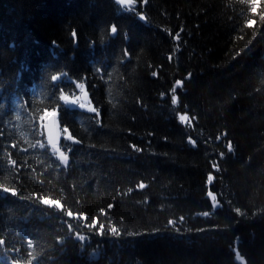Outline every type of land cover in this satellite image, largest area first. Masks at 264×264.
<instances>
[{"label": "trees", "instance_id": "16d2710c", "mask_svg": "<svg viewBox=\"0 0 264 264\" xmlns=\"http://www.w3.org/2000/svg\"><path fill=\"white\" fill-rule=\"evenodd\" d=\"M262 16L0 0V264H264Z\"/></svg>", "mask_w": 264, "mask_h": 264}, {"label": "water", "instance_id": "95a60500", "mask_svg": "<svg viewBox=\"0 0 264 264\" xmlns=\"http://www.w3.org/2000/svg\"><path fill=\"white\" fill-rule=\"evenodd\" d=\"M80 98L82 101H86L85 94L81 93ZM66 101L73 104L71 99H66ZM41 130L47 144L56 149L62 139V134L55 113L49 114L42 120Z\"/></svg>", "mask_w": 264, "mask_h": 264}, {"label": "rangeland", "instance_id": "374dc122", "mask_svg": "<svg viewBox=\"0 0 264 264\" xmlns=\"http://www.w3.org/2000/svg\"><path fill=\"white\" fill-rule=\"evenodd\" d=\"M116 2H117L121 7H123V8H129V7H131V4H128V3L121 4V3L119 2V0H116ZM79 93H80V92H77V93L73 96V98H72V100L75 102L74 105H77V107L82 108V109H85V110H87V111L91 110V108L88 106V103H87V102H83V101L80 100V98H79ZM238 257H239L238 254H235V260H236L238 263H240V264H244L243 259H242L241 257H239V258H238Z\"/></svg>", "mask_w": 264, "mask_h": 264}, {"label": "snow or ice", "instance_id": "6c2138e0", "mask_svg": "<svg viewBox=\"0 0 264 264\" xmlns=\"http://www.w3.org/2000/svg\"><path fill=\"white\" fill-rule=\"evenodd\" d=\"M119 2H120L121 4H124V3L131 4V3H133V0H119ZM252 7H255V4H254V3L252 4ZM262 19H264V16H262ZM111 31H112V33H116V32H117V28H116L115 26H113L112 29H111ZM53 79H55V77H53ZM177 83L179 84V81H177ZM173 91H175V90H173ZM172 103H173V104H176V103H177V98H176V96H173V97H172ZM185 119H187V117L181 116V120H182V121L185 120ZM193 143H194V142H193ZM229 151H231V145H229ZM140 187L143 188L144 185H143V184H140ZM4 190H5V191H8V189H4ZM13 194H15V193H13ZM209 195H211V193H209ZM213 199L215 200V197H213ZM47 202H48V201H46V203H47ZM204 215L207 216L208 213H204ZM112 231L115 233L117 230H116V229H112ZM238 258H239V257H238Z\"/></svg>", "mask_w": 264, "mask_h": 264}]
</instances>
